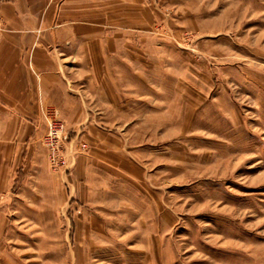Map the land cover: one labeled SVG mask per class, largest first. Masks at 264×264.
<instances>
[{
    "label": "rangeland",
    "instance_id": "rangeland-1",
    "mask_svg": "<svg viewBox=\"0 0 264 264\" xmlns=\"http://www.w3.org/2000/svg\"><path fill=\"white\" fill-rule=\"evenodd\" d=\"M141 4L117 69L76 72L89 118L43 117L0 182V264H264V0Z\"/></svg>",
    "mask_w": 264,
    "mask_h": 264
},
{
    "label": "crops",
    "instance_id": "crops-1",
    "mask_svg": "<svg viewBox=\"0 0 264 264\" xmlns=\"http://www.w3.org/2000/svg\"><path fill=\"white\" fill-rule=\"evenodd\" d=\"M146 11L141 0L0 2L1 183L30 182L33 178L25 168L32 166L38 149L34 139L44 130L43 117L89 118L85 111L87 92L83 82L76 80V72L86 66L101 70L103 64L106 70H116L117 55L129 54L126 50L133 32L143 33ZM132 23H136L134 28ZM128 64L126 61L124 66ZM117 82L124 88L131 86L130 80L127 84ZM96 83L100 85V80ZM107 88L95 91L94 101L99 104L102 95L110 94L107 103L113 105L108 107L124 101V111L128 110L130 90H124L117 99L115 79ZM23 166L28 180L17 178Z\"/></svg>",
    "mask_w": 264,
    "mask_h": 264
},
{
    "label": "built area",
    "instance_id": "built-area-1",
    "mask_svg": "<svg viewBox=\"0 0 264 264\" xmlns=\"http://www.w3.org/2000/svg\"><path fill=\"white\" fill-rule=\"evenodd\" d=\"M61 129H62V125L54 122L53 124L50 125V135H56L57 133L60 132Z\"/></svg>",
    "mask_w": 264,
    "mask_h": 264
}]
</instances>
